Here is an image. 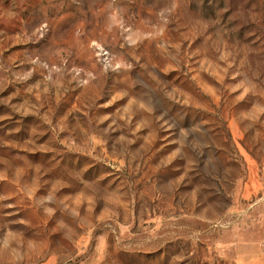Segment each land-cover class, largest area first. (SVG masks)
<instances>
[{
    "label": "rangeland",
    "instance_id": "rangeland-1",
    "mask_svg": "<svg viewBox=\"0 0 264 264\" xmlns=\"http://www.w3.org/2000/svg\"><path fill=\"white\" fill-rule=\"evenodd\" d=\"M0 264H264V0H0Z\"/></svg>",
    "mask_w": 264,
    "mask_h": 264
}]
</instances>
